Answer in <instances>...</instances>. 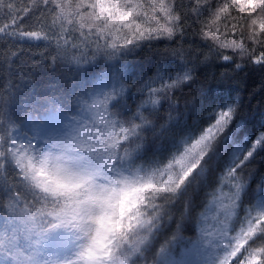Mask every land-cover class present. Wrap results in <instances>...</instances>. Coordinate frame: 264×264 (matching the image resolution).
<instances>
[{
    "label": "trees",
    "instance_id": "1",
    "mask_svg": "<svg viewBox=\"0 0 264 264\" xmlns=\"http://www.w3.org/2000/svg\"><path fill=\"white\" fill-rule=\"evenodd\" d=\"M64 1L0 0V264H264V0Z\"/></svg>",
    "mask_w": 264,
    "mask_h": 264
},
{
    "label": "rangeland",
    "instance_id": "2",
    "mask_svg": "<svg viewBox=\"0 0 264 264\" xmlns=\"http://www.w3.org/2000/svg\"><path fill=\"white\" fill-rule=\"evenodd\" d=\"M245 2L247 0H244ZM57 2L64 7L63 12L68 14L73 11L70 5H67L64 0H57ZM250 2V1H249ZM261 16L259 15V18ZM260 20V19H259ZM264 20L256 22L252 25L258 29ZM208 29L209 32L220 38L222 36L220 26L221 21L212 19ZM220 43L228 45L225 38H221ZM21 136L18 130H15L11 135L12 143L15 144L16 140ZM44 148L40 141H36L32 147V162H38L41 150ZM99 207L93 202H86L81 205L78 214L71 220L61 221L50 241L46 244L45 249L41 253L39 260L36 264H54L59 258H67L74 260L80 256L89 246L93 238L94 227L98 220ZM222 256H213L211 258L212 264H217ZM19 264H31L29 260H21Z\"/></svg>",
    "mask_w": 264,
    "mask_h": 264
}]
</instances>
